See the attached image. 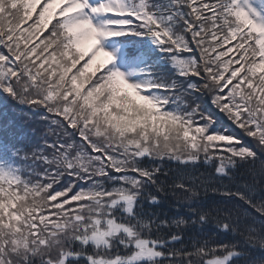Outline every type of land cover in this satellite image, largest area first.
Masks as SVG:
<instances>
[{"label": "snow or ice", "instance_id": "1", "mask_svg": "<svg viewBox=\"0 0 264 264\" xmlns=\"http://www.w3.org/2000/svg\"><path fill=\"white\" fill-rule=\"evenodd\" d=\"M0 264H264V0H0Z\"/></svg>", "mask_w": 264, "mask_h": 264}]
</instances>
